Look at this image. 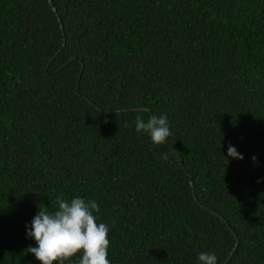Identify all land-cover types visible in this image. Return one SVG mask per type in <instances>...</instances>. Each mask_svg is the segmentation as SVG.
I'll return each instance as SVG.
<instances>
[{"label":"trees","instance_id":"obj_1","mask_svg":"<svg viewBox=\"0 0 264 264\" xmlns=\"http://www.w3.org/2000/svg\"><path fill=\"white\" fill-rule=\"evenodd\" d=\"M52 1L0 0V264H41L28 226L75 197L110 264H226L229 225L264 264V0Z\"/></svg>","mask_w":264,"mask_h":264},{"label":"clouds","instance_id":"obj_2","mask_svg":"<svg viewBox=\"0 0 264 264\" xmlns=\"http://www.w3.org/2000/svg\"><path fill=\"white\" fill-rule=\"evenodd\" d=\"M116 114L119 115L117 109ZM134 123L138 134L143 131L157 145L165 144L173 134L166 115L152 116L147 122L137 118ZM228 156L244 159L232 145L228 147ZM161 159L167 160L168 153H163ZM256 159L252 157L253 161ZM55 203L58 208L54 212L40 208L28 226L27 236L36 243L35 247L29 245L28 252L33 253L41 264H64L78 254L80 258L76 264H110V229L106 223H98L94 215L100 211V205L82 197L70 201L57 198ZM198 261L199 264H217V256L201 252Z\"/></svg>","mask_w":264,"mask_h":264},{"label":"water","instance_id":"obj_3","mask_svg":"<svg viewBox=\"0 0 264 264\" xmlns=\"http://www.w3.org/2000/svg\"><path fill=\"white\" fill-rule=\"evenodd\" d=\"M50 3L53 4V1L50 0ZM53 9L56 11V7H55V6H53ZM63 33H64V31H63ZM65 42H66V36H65V33H64V44H65ZM80 79H81V76L79 77V80H80ZM77 88L79 89V81H78V87H77ZM132 109H133V110H148V111H149L148 108H132ZM175 137L177 138V136H175ZM177 151H178V158H179V161H180V163H182V161H181V154H180V152H179V146H177ZM191 183H193V182H191ZM211 212L214 213V214H216V215H218V216H220L221 218L224 219V217H223L220 213H218V212H216V211H214V210H211ZM224 220H225L226 223H228L226 219H224ZM229 227H230L232 233L234 234V236H235V238H236V245H235V247L233 248L232 252L230 253V255H229V257H228V259H227V261H226V264H228V262L231 260V258L233 257V255H234V253H235V251H236V249H237V247H238V245H239V243H240V239H239V237L237 236V234L235 233V231L233 230L232 226L229 225Z\"/></svg>","mask_w":264,"mask_h":264}]
</instances>
